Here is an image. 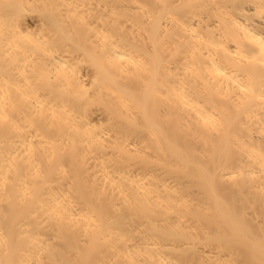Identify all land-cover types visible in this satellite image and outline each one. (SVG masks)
Returning <instances> with one entry per match:
<instances>
[{
  "label": "bare ground",
  "instance_id": "bare-ground-1",
  "mask_svg": "<svg viewBox=\"0 0 264 264\" xmlns=\"http://www.w3.org/2000/svg\"><path fill=\"white\" fill-rule=\"evenodd\" d=\"M0 264H264V0H0Z\"/></svg>",
  "mask_w": 264,
  "mask_h": 264
}]
</instances>
